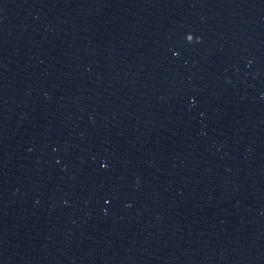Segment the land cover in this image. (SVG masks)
I'll use <instances>...</instances> for the list:
<instances>
[{
	"label": "water",
	"instance_id": "obj_1",
	"mask_svg": "<svg viewBox=\"0 0 264 264\" xmlns=\"http://www.w3.org/2000/svg\"><path fill=\"white\" fill-rule=\"evenodd\" d=\"M0 264H264V0H0Z\"/></svg>",
	"mask_w": 264,
	"mask_h": 264
},
{
	"label": "snow or ice",
	"instance_id": "obj_2",
	"mask_svg": "<svg viewBox=\"0 0 264 264\" xmlns=\"http://www.w3.org/2000/svg\"><path fill=\"white\" fill-rule=\"evenodd\" d=\"M193 38H194L193 34H191V36H187V39H188L189 41H191ZM196 38H197V37H196ZM102 166H103V167H107L108 165H107L106 163H103Z\"/></svg>",
	"mask_w": 264,
	"mask_h": 264
}]
</instances>
